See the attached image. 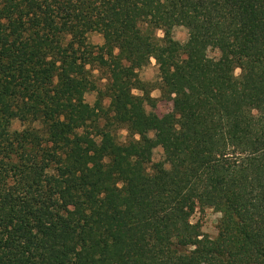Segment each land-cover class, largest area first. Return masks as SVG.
<instances>
[{
	"label": "trees",
	"instance_id": "trees-1",
	"mask_svg": "<svg viewBox=\"0 0 264 264\" xmlns=\"http://www.w3.org/2000/svg\"><path fill=\"white\" fill-rule=\"evenodd\" d=\"M0 264H264V0H0Z\"/></svg>",
	"mask_w": 264,
	"mask_h": 264
},
{
	"label": "rangeland",
	"instance_id": "rangeland-1",
	"mask_svg": "<svg viewBox=\"0 0 264 264\" xmlns=\"http://www.w3.org/2000/svg\"><path fill=\"white\" fill-rule=\"evenodd\" d=\"M158 36L162 37L163 34L161 32H158ZM174 38L178 42L181 43H187L190 42L189 33L188 31L183 27H178L174 30ZM89 43L94 46H101L103 44V39L99 34H92L89 37ZM210 57H217L218 52L215 51H209ZM239 71L237 72V75H239ZM94 76L97 78V80H100V85H103V83H106L105 80H101L100 72L98 70L94 71ZM139 77L143 82L152 83L153 85V91L151 92V97L154 99V102L147 106L148 112H153L156 115H158L162 120H172L174 118V114L176 112V108L172 102L164 101L161 98V92L159 89H157V85L159 83L158 81V68L155 64V61H152L151 65L148 67L142 69L139 71ZM135 94L140 95L139 92H135ZM97 99L96 93H90L86 96V102L93 106L95 101ZM109 104V101H105V105L107 106ZM20 123L15 122L14 129H20ZM128 133L125 130L119 131L117 133V138L119 143H125L127 142ZM162 150L157 149L154 153L153 160L154 162H158L162 158ZM221 218V214L217 213L213 209H206L204 211L198 210L193 218L192 222L196 223L199 222L202 226V231L206 235H208L210 238L215 239L218 235V224L219 220Z\"/></svg>",
	"mask_w": 264,
	"mask_h": 264
}]
</instances>
